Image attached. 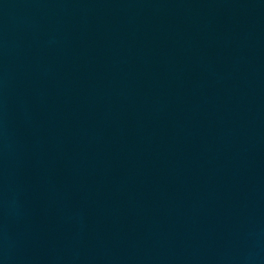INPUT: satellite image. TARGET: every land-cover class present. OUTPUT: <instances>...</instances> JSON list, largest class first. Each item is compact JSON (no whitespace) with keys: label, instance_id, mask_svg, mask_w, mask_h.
<instances>
[{"label":"water","instance_id":"obj_1","mask_svg":"<svg viewBox=\"0 0 264 264\" xmlns=\"http://www.w3.org/2000/svg\"><path fill=\"white\" fill-rule=\"evenodd\" d=\"M0 264H264V0H0Z\"/></svg>","mask_w":264,"mask_h":264}]
</instances>
